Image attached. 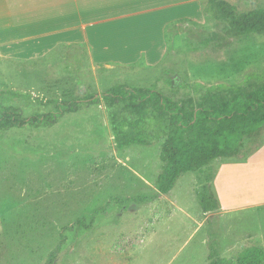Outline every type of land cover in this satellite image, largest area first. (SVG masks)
I'll return each instance as SVG.
<instances>
[{"label":"rangeland","instance_id":"374dc122","mask_svg":"<svg viewBox=\"0 0 264 264\" xmlns=\"http://www.w3.org/2000/svg\"><path fill=\"white\" fill-rule=\"evenodd\" d=\"M188 13L193 24L166 26L161 51L140 56L130 69L90 68L80 53L71 63L68 52L37 72L0 63V91L34 97L4 103L24 118L55 110L35 98L81 100L88 91L100 99L81 103L54 127L0 130V264H45L62 234L67 241L55 264H208L211 250L236 259L246 248L264 249V131L247 143L252 150L260 146L253 155L184 174L161 196L156 182L165 140L116 146L114 130L135 116L127 103L103 101L110 89H152L184 102L196 97L188 85H240L264 72V35L219 49L206 40L216 31L213 18L197 9ZM210 179L221 207L204 215L198 193ZM99 209L92 228L64 230L81 218L89 222Z\"/></svg>","mask_w":264,"mask_h":264},{"label":"trees","instance_id":"16d2710c","mask_svg":"<svg viewBox=\"0 0 264 264\" xmlns=\"http://www.w3.org/2000/svg\"><path fill=\"white\" fill-rule=\"evenodd\" d=\"M205 14L215 22L216 31L206 40L218 44L216 48L224 49L230 42L248 35H264V6L242 13L226 1L209 0ZM181 23L193 24L188 20ZM82 55L85 57V52ZM78 59L80 58L76 56L77 61ZM188 88L189 93L196 94V97L184 102L174 101L157 90L130 89L125 85L116 86L102 95L103 101L109 105L127 103L135 116L133 119H125L114 130L119 150L133 145L151 146L155 141L165 140L161 150L164 167L156 182L158 196L168 195L184 174L199 172L218 159L247 158L260 149V146L254 150L249 149L247 143L259 141L263 136L264 72L247 75L240 85L216 83L203 86L194 83L188 85ZM21 98L34 97L15 90L0 91L1 131L54 127L65 115L78 113L81 103H100L98 95L88 91L81 100L35 98L43 104H54L55 110L24 118L21 109L4 104ZM211 181L212 179L208 180L203 186V192L198 193L204 215L221 207L210 185ZM148 199L152 201L155 197ZM139 200L143 202L145 198ZM102 210H96L89 222L86 218H81L74 226L64 230L74 227L92 228ZM66 241L67 237L62 234L60 242L45 264L56 263ZM208 264H264V249L259 246L246 248L236 259H226L211 250Z\"/></svg>","mask_w":264,"mask_h":264},{"label":"crops","instance_id":"0c3cea01","mask_svg":"<svg viewBox=\"0 0 264 264\" xmlns=\"http://www.w3.org/2000/svg\"><path fill=\"white\" fill-rule=\"evenodd\" d=\"M208 1L0 0V63L18 72H37L66 52L77 64L76 56L85 52L90 68L130 69L140 56L161 51L166 26L193 23L195 11L188 12H204ZM222 1L242 13L264 4Z\"/></svg>","mask_w":264,"mask_h":264}]
</instances>
